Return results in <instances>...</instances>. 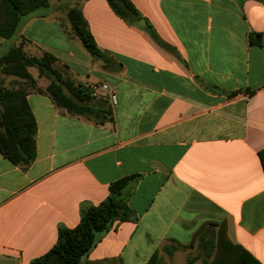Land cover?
I'll list each match as a JSON object with an SVG mask.
<instances>
[{
    "label": "crops",
    "instance_id": "1",
    "mask_svg": "<svg viewBox=\"0 0 264 264\" xmlns=\"http://www.w3.org/2000/svg\"><path fill=\"white\" fill-rule=\"evenodd\" d=\"M129 1L143 26L107 0H48L17 31L24 51L52 54L63 76L91 91L105 84L112 120L67 113L27 68L40 90L25 96L36 154L26 167L0 154V264L44 255L59 227L74 228L82 207L129 175L136 219L115 221L77 264H204L206 228L216 246L224 234L264 264V0ZM74 6L119 67L103 68L72 34Z\"/></svg>",
    "mask_w": 264,
    "mask_h": 264
},
{
    "label": "trees",
    "instance_id": "2",
    "mask_svg": "<svg viewBox=\"0 0 264 264\" xmlns=\"http://www.w3.org/2000/svg\"><path fill=\"white\" fill-rule=\"evenodd\" d=\"M112 10L124 20L137 24L141 16L129 0H107ZM1 7L9 14V20L0 27V37L11 38L23 25L34 16L45 14L49 10L48 0H0ZM72 34L94 58L100 59L103 68L119 67L120 63L106 55L95 43L88 30L87 23L80 9L71 7L67 11ZM154 40L159 41L154 32ZM56 58L43 52L40 56L27 55L21 45L10 46L0 56L5 72L17 75L27 81L30 89L40 91L35 80L28 73V67H35L39 75L49 79L46 92L56 106L69 114L81 116L95 123L112 120V111L106 99L93 95L91 88L76 83L63 76L54 67ZM3 108L0 112V154L12 164L28 166L35 158L36 122L26 101L27 92L21 90L1 91ZM264 169V156L259 153ZM136 175L122 177L110 183L107 197L98 205L81 208L79 223L74 228L59 227L54 246L44 255L30 264H77L86 257L115 221L135 220L136 216L127 205L128 188ZM209 234V235H207ZM227 237L218 234L217 246L214 233L203 229L198 233V247L204 256V264H259L248 252L240 247L225 245ZM224 245V246H223ZM175 246H164L165 251ZM147 264H155L151 259Z\"/></svg>",
    "mask_w": 264,
    "mask_h": 264
},
{
    "label": "rangeland",
    "instance_id": "3",
    "mask_svg": "<svg viewBox=\"0 0 264 264\" xmlns=\"http://www.w3.org/2000/svg\"><path fill=\"white\" fill-rule=\"evenodd\" d=\"M9 18L10 17H9L7 10L5 8L1 7V5H0V27H3L4 24L6 22H8ZM5 40H6V42H5L6 45H3L2 54H4L9 49L10 46L21 45V47H22V44L24 43L23 39H19L17 37V32L11 38L5 39ZM24 52L29 56H39V55H33L27 51H24ZM5 67L6 66L4 64H0V112L3 108L2 96H1L2 90H10V91L21 90V91H25V92H28L29 90H31L27 85V81H25L23 78H21L17 75H14L11 73H6ZM1 130L2 129L0 128V131ZM197 252H199L198 249L194 248L193 250H191L189 255L190 254H198ZM185 259H189L188 255L186 256Z\"/></svg>",
    "mask_w": 264,
    "mask_h": 264
},
{
    "label": "built area",
    "instance_id": "4",
    "mask_svg": "<svg viewBox=\"0 0 264 264\" xmlns=\"http://www.w3.org/2000/svg\"><path fill=\"white\" fill-rule=\"evenodd\" d=\"M105 89H106V85L105 84H101V85H99V87L92 88V93H93V95L103 97L104 96L103 92H104ZM110 102L112 104L115 103V96L114 95L110 96Z\"/></svg>",
    "mask_w": 264,
    "mask_h": 264
},
{
    "label": "water",
    "instance_id": "5",
    "mask_svg": "<svg viewBox=\"0 0 264 264\" xmlns=\"http://www.w3.org/2000/svg\"><path fill=\"white\" fill-rule=\"evenodd\" d=\"M138 25H139V26H143V25H144V20H143V19H140V20L138 21Z\"/></svg>",
    "mask_w": 264,
    "mask_h": 264
}]
</instances>
